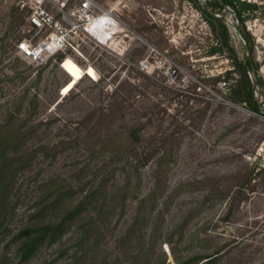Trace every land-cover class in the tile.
<instances>
[{"label":"rangeland","instance_id":"374dc122","mask_svg":"<svg viewBox=\"0 0 264 264\" xmlns=\"http://www.w3.org/2000/svg\"><path fill=\"white\" fill-rule=\"evenodd\" d=\"M97 1L115 40L33 61L0 0V264H264V0ZM248 54L258 110L230 98Z\"/></svg>","mask_w":264,"mask_h":264},{"label":"built area","instance_id":"2783aa9c","mask_svg":"<svg viewBox=\"0 0 264 264\" xmlns=\"http://www.w3.org/2000/svg\"><path fill=\"white\" fill-rule=\"evenodd\" d=\"M16 2L26 11L16 47L23 57L33 61L45 59L66 47L79 50L84 39L107 44L125 29L117 13L97 0ZM140 65L145 70L150 67L147 59H142Z\"/></svg>","mask_w":264,"mask_h":264},{"label":"trees","instance_id":"16d2710c","mask_svg":"<svg viewBox=\"0 0 264 264\" xmlns=\"http://www.w3.org/2000/svg\"><path fill=\"white\" fill-rule=\"evenodd\" d=\"M232 1L233 0H212V1H209V3L220 6V5H223L224 3L233 4ZM242 3H243L242 10L244 9V10L250 11L257 6L256 3L247 2L246 0H242ZM202 6L206 13V17L208 21L213 25H214V21H216L218 25L220 26L219 31L216 30V28H214V31L217 36V44H220V46H224V45L229 46V30L223 18H221V16L216 15L213 10H209V11L206 10L207 9L206 5L203 4ZM242 10L240 9L238 11L241 17V21L243 22L245 16L242 15ZM244 32H245V36L248 37V32L247 31H244ZM217 48L218 46L213 45L211 47V50L215 51ZM234 61H235L234 68L236 69V71H238L239 76L238 78L235 79L232 85L229 86L230 87V98L234 101L247 104L248 107L253 110H258L259 103H258L257 97L254 94L255 87L251 79V76L249 74V69L255 68L254 60L252 59V56L248 54L246 58L240 59V60L235 57ZM0 174H1V171H0ZM0 209H1V206H0ZM1 223H2V219H1V211H0V226H1ZM48 226L49 225H43L41 227H38L37 229H34L36 234H31L29 232V228L28 229H26L27 227L24 228L23 232H25V236L18 243V250L20 251L22 249L24 250L22 253V256L24 258L27 257L30 251L32 250L34 251L39 247L41 240L46 236L45 228ZM210 259L211 258L207 259L206 261L210 262L211 261ZM185 263L186 262L180 263V264H185Z\"/></svg>","mask_w":264,"mask_h":264}]
</instances>
